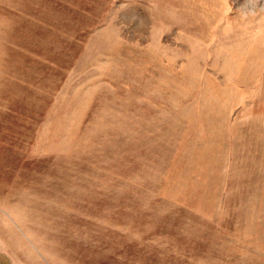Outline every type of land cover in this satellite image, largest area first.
I'll return each mask as SVG.
<instances>
[{"label":"rangeland","instance_id":"1","mask_svg":"<svg viewBox=\"0 0 264 264\" xmlns=\"http://www.w3.org/2000/svg\"><path fill=\"white\" fill-rule=\"evenodd\" d=\"M0 264H264V0H0Z\"/></svg>","mask_w":264,"mask_h":264}]
</instances>
